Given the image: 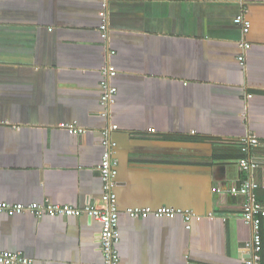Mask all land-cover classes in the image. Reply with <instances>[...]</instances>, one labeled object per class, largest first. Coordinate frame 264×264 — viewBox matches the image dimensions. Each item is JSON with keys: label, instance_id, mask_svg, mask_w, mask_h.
Wrapping results in <instances>:
<instances>
[{"label": "crops", "instance_id": "0c3cea01", "mask_svg": "<svg viewBox=\"0 0 264 264\" xmlns=\"http://www.w3.org/2000/svg\"><path fill=\"white\" fill-rule=\"evenodd\" d=\"M242 13L245 36L233 22ZM107 65L117 91L108 121L99 103ZM72 123L84 134H69ZM108 124L119 264H246L248 198L229 191L251 179L264 206V0H0V202L99 207ZM246 137L258 145L242 153ZM143 207L202 219L186 229L180 217L124 213ZM100 230L86 215L0 214V251L32 264H103Z\"/></svg>", "mask_w": 264, "mask_h": 264}, {"label": "built area", "instance_id": "2783aa9c", "mask_svg": "<svg viewBox=\"0 0 264 264\" xmlns=\"http://www.w3.org/2000/svg\"><path fill=\"white\" fill-rule=\"evenodd\" d=\"M103 12L101 13L102 24L100 26V37L107 40V19H106V4H103ZM234 24L238 26L245 36L250 28L249 21L244 14H239L234 19ZM240 54L237 57V62L240 66H244L245 55L250 45L242 41L239 45ZM101 81L99 83L100 95L99 103L102 108L100 116L107 121L109 120L110 107L114 103L116 95V88L111 85V79L115 76L113 67L107 65L100 71ZM69 134L82 135L85 129L76 124H67L64 126ZM116 130V126L108 124L106 128L99 132L100 144L103 148L100 164L97 166L98 173L102 182V196L101 205L99 207L86 206L84 208H75L69 205H53L45 203L42 205L21 203H6L0 202V214L20 215L29 214L35 218L42 216L63 215L66 217H78L86 215L91 220L98 222L101 225L99 233V243L101 247L103 264H119V255L117 245L120 241L118 232V209L116 207V195L114 192L116 186V167L117 160L114 158L116 150V143L110 138V133ZM240 151L245 153L249 146H257L258 141L254 137L242 138L238 141ZM239 167L251 173L254 169V163H250L245 159H241ZM256 185L251 179L243 180L238 187H232L230 193L234 196H244L245 200L240 209L241 220L250 225L252 229L251 242L249 244L251 256L245 262L246 264H259V254L262 251V236L261 224L264 220V206L253 198V190ZM219 191V189L217 190ZM131 219L142 218L147 215H152L156 218L174 219L180 217L186 229L190 228L192 220L200 221L201 216L196 215L190 210L174 209L171 207H159L157 209L143 208H127L124 211ZM211 217V216H208ZM0 264H32V261L24 257L20 253H11L7 251H0Z\"/></svg>", "mask_w": 264, "mask_h": 264}, {"label": "trees", "instance_id": "16d2710c", "mask_svg": "<svg viewBox=\"0 0 264 264\" xmlns=\"http://www.w3.org/2000/svg\"><path fill=\"white\" fill-rule=\"evenodd\" d=\"M243 157H245L244 155H241V157L240 158H243ZM254 166H255V164H254ZM255 168V167H254ZM264 221L262 220V223H263ZM261 232H262V229H261ZM262 236V235H261Z\"/></svg>", "mask_w": 264, "mask_h": 264}]
</instances>
